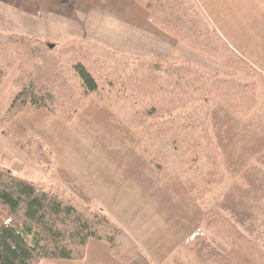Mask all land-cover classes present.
Segmentation results:
<instances>
[{"label": "trees", "instance_id": "obj_1", "mask_svg": "<svg viewBox=\"0 0 264 264\" xmlns=\"http://www.w3.org/2000/svg\"><path fill=\"white\" fill-rule=\"evenodd\" d=\"M134 1L158 30L202 51L213 64L231 61L224 41L192 0ZM114 55H97L87 44L75 41L55 46L0 33V87L14 73L15 92L8 110L0 112V127L25 108L45 110L69 123L86 98L95 95L131 127L140 154L159 175L174 176L194 197L204 196L221 173L218 151L200 108L218 100L233 113L247 115L256 104L257 86L264 95V75L246 63L252 75L233 70L248 77L241 82L236 77H217L188 61L168 64L148 58L129 64ZM112 66H119L120 72L111 71ZM37 147L48 153L41 143ZM0 211L5 216L0 218V264L80 261L89 240L105 243L118 264H152L103 212L50 193L2 167ZM204 222L264 264V254L220 213L207 210ZM184 246L202 264H234L199 234L188 237Z\"/></svg>", "mask_w": 264, "mask_h": 264}, {"label": "crops", "instance_id": "obj_2", "mask_svg": "<svg viewBox=\"0 0 264 264\" xmlns=\"http://www.w3.org/2000/svg\"><path fill=\"white\" fill-rule=\"evenodd\" d=\"M195 1L229 49L264 75V0ZM0 32L28 36L52 45H60L67 41L82 42L99 50L125 53L126 58H154L171 63L187 61L185 56L182 57L183 60L177 61L181 44L155 28L150 23L146 11L134 0H0ZM184 52L190 53L188 50ZM86 105L77 115L91 109L112 116L110 110L95 101H90ZM259 111L257 108L253 116ZM214 112L216 116L228 119L222 126L229 131L233 132L240 127L241 124L238 126L234 123L240 118L230 115L223 107L216 106L213 114ZM21 119L47 124L53 130L59 129L48 113L25 110L9 124V127L17 139L26 143L36 136L49 150H55L50 144H53L57 135L51 138L45 133L37 135L40 130L28 134L19 125ZM68 133L65 135L70 140L72 136L70 130ZM63 141L65 140L62 138L57 144ZM229 150L236 156L242 153L249 155L251 157L247 159L249 162L259 153L257 150H251L244 139H240ZM222 156L221 154L220 164ZM135 158L138 160L137 172L131 175L114 172L110 175L105 163L101 166L100 158L95 156L73 159L56 155L55 161L51 162L52 174H49L56 180L57 188L66 190L78 204L87 207L92 201L89 196L95 193L99 196H96L98 204L114 205L126 210V234L152 264H177L171 257L176 255L179 249L191 263L193 254L188 252L184 241L197 232L193 222L188 223L189 220L185 219L184 222H180V227L173 226L174 223L170 220L172 215H168V211L162 212L159 204L163 196L167 197V201L171 202L174 198L179 202L180 197L185 200L186 197L190 199V195L176 177L164 178L144 158L138 156ZM108 160L115 164L113 159ZM200 201L203 199L197 201L194 207L198 210L199 217L200 211L203 216L207 209ZM0 218L4 219L5 216L0 213ZM217 248L232 259L235 258L234 260L237 254L240 255L237 249L227 242L226 245H219ZM109 255L105 243L89 240L82 260H56V263L115 264L114 258L110 255L112 262Z\"/></svg>", "mask_w": 264, "mask_h": 264}, {"label": "rangeland", "instance_id": "obj_3", "mask_svg": "<svg viewBox=\"0 0 264 264\" xmlns=\"http://www.w3.org/2000/svg\"><path fill=\"white\" fill-rule=\"evenodd\" d=\"M192 2L197 8V10L202 13L196 1L192 0ZM202 15L205 18L206 23H208L212 27V29H214L213 26L210 24L209 20L206 18V16L203 13ZM165 35L168 36L167 34ZM168 37L176 41L172 37ZM76 43L85 45V43L82 42ZM179 44L181 45L179 59L177 61L183 60L182 57L185 56L187 57L185 60L190 61L191 63H193V65L200 67L202 70H205L210 74H213L217 77H236L237 80L241 82L248 81V77L243 75L242 72H233V70L239 69L247 72L249 75L253 74V70L248 65H246L245 67L246 62L239 58L234 52H232V50H230L229 47L226 46V44V54L231 60L228 65L213 64V62H210L206 58V55L202 51L193 49L181 42H179ZM89 47L92 48L94 53L97 55L115 53L114 56L117 60L120 61V63L127 61L129 64H137L143 59H148L134 57L126 58V54H121L122 52L119 53L113 51H105L102 49L99 50L96 47ZM184 50H188V52L190 53L186 54ZM232 61L236 62L237 66H235ZM163 63L169 64L171 62ZM110 69L111 71L117 70L118 72H120L119 66L115 68L114 66H112ZM13 77L14 73H12L10 76H7L0 87L1 113H4L8 110L12 98L14 96L15 92L11 85ZM200 94V96L202 97L203 91H201ZM90 101H95L96 103H99L103 107L110 110V112H112V116L102 114V112L99 111L95 112L89 109L84 114H76L77 117L75 115L74 119H72V121H70L69 123H61L45 110L25 108L15 118L21 115L25 110L46 112V114H49L50 119L55 122L58 127L61 128L53 130V128H51L47 124L33 122L31 120L26 119H21V122H19L20 127H22V129L28 134L35 133L36 130H40L41 132L37 133V135L45 133L50 138L57 135L54 141L52 142L53 144H50L51 147L55 148V150H49L38 138H36V136H33L26 143L17 139L14 135H12L9 127V124L15 119L14 118L11 122L6 124L5 127H0V167L11 171L16 176L22 177L24 179H27L28 181L33 182L34 184L40 186L46 191H49L50 193L57 194L59 197H63L66 199L71 198V201L72 196L66 190H59L57 188L56 180L51 175V162L55 161L56 155L59 157L64 156L66 158L73 159H75V157L95 156L97 158H100L101 166L103 163H105L108 168L107 171L110 175H113L114 172H117L120 175H131L134 172H137L136 161L138 160H136L135 156L143 158V156L140 154L138 147V136L124 121L121 115H118V113H116L112 108H110L105 103L101 102L95 95H89L84 101V104L81 109ZM202 106L203 107L200 108V114L202 117L205 118L206 124H208L209 135L213 140L214 145L218 151L217 165L221 176L220 178H218L219 180H217V182H215L209 188L205 195L200 198L194 197V195L189 193L187 190L186 191L190 195V199H187L186 197L185 200H183V197H180L181 200H179V202H177V200H174V198L170 202L166 200V196L161 197L159 201L160 209H162V212L166 213L168 211V215H172L170 220L174 223L173 226H179L180 222H184L185 219L186 221L189 220L188 223L192 221L197 231L194 234L201 235V237H203L211 246L216 248L220 253H222L226 257H228L229 260H231L234 264H261L260 262L255 260V257L247 254L246 251L234 245L231 239L221 230L215 227H206V224L204 222V213L207 210H214L220 213V215L224 216L226 220H228L245 237L251 240L256 245V247L264 254L263 92L259 86L256 87V104L254 108L245 116L233 113L218 100H214L208 105L202 104ZM216 106H221L230 115L240 118L239 121L234 122L237 123L238 126L241 124L240 127H237L236 130L233 132L229 131L228 128L223 127L222 125L228 122V119H225L222 116V118L218 115L216 116L215 112L213 114V111H215ZM257 108L260 111L253 116ZM43 125L45 126L43 127ZM69 130L70 135H72L70 140L67 139L65 135V133H68ZM4 132H8V134L14 136V140L13 137L4 134ZM235 134L238 137L235 136ZM62 138L65 141L58 145L57 143ZM240 139H244L245 144L250 147L251 150L259 151V153L256 154V156L253 158V161L249 162L247 159L251 157L245 153L236 156L229 150L230 148H233L239 142ZM15 142H18L21 146ZM40 143L42 144V147L45 148V150H48L49 154L43 149L40 150L37 147V144ZM63 143H66L67 145ZM62 144L63 146L60 147ZM39 151L41 152V154L39 153ZM221 154L223 156L222 163L220 164ZM108 158L113 159L115 164H112L108 160ZM222 170L225 171L226 174H224ZM219 191L220 194H218ZM93 194L94 195L89 196L92 201L87 204V207L91 210H97L101 212L104 211L103 213L106 214L115 224L122 228L126 233V210H121L114 205L103 206L101 204H98L96 196H99L95 193ZM202 199L203 201L200 202H202V205L204 207H207V209L203 212V216L200 211V217L202 218L201 219L198 215V210L194 209V207L197 204L196 202ZM198 209L200 210L199 205ZM0 213L3 214L1 211ZM199 218L201 221L198 220ZM207 229H209L210 231L208 232ZM226 242L236 248L237 253L240 254H237L236 260H234L235 258L232 259L231 256H227L224 252L217 248V246L219 245H226ZM192 256L193 259H191L190 263L189 258L183 256L182 251L179 249L176 255L172 256L171 258L173 259V261H176L177 264H181L183 262H185V264H202L196 255ZM111 258L112 257L110 256V260H112ZM88 260L91 261V259ZM42 264L59 263H56V260H45L42 262ZM115 264H117L116 260Z\"/></svg>", "mask_w": 264, "mask_h": 264}]
</instances>
